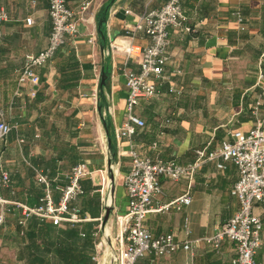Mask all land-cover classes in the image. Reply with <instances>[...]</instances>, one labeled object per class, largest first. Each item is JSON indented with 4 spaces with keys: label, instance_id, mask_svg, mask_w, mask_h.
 Here are the masks:
<instances>
[{
    "label": "crops",
    "instance_id": "obj_1",
    "mask_svg": "<svg viewBox=\"0 0 264 264\" xmlns=\"http://www.w3.org/2000/svg\"><path fill=\"white\" fill-rule=\"evenodd\" d=\"M65 2L74 12L77 31L33 67L39 78L31 95L30 83L17 77L25 54L46 44L47 1L0 0L7 13L0 24V107L11 124L0 138V170L8 174L7 184H0V264H65L55 248L63 236L60 229L68 224L35 215L24 224L17 222L19 205L36 203L43 191L35 170L45 174L56 200L70 166L86 163L87 173L79 179L83 191L69 201L81 217L74 225L92 231L94 264H116L121 239L115 215L126 207L123 175L129 157L124 150L129 142L141 156L186 163L195 148H213L231 140L230 130H246L253 100L259 98L264 109V0H181L185 20L168 30L158 93L138 98L134 112L144 123L135 127L130 141L116 132L126 94L122 68L137 70L138 64L109 43L125 32L133 14L159 7L164 0ZM90 31L93 39L88 42ZM131 40L143 45L147 38L138 31ZM215 162H200L191 179L157 176L161 192L143 224L152 235L170 231L178 240H195L152 261L150 254L140 257L138 264H229L234 242L223 237L214 246L203 238L237 207L232 190L236 166L226 160L218 168ZM184 190L189 203L179 209L156 207ZM252 211L264 219V202L255 201ZM254 256L260 257V249Z\"/></svg>",
    "mask_w": 264,
    "mask_h": 264
},
{
    "label": "built area",
    "instance_id": "obj_2",
    "mask_svg": "<svg viewBox=\"0 0 264 264\" xmlns=\"http://www.w3.org/2000/svg\"><path fill=\"white\" fill-rule=\"evenodd\" d=\"M46 1L50 22L46 44L34 53L25 54L24 64L17 77L20 83L24 81L30 83L31 95L34 94V85L38 83L39 78L33 67L49 59L65 37L77 31L74 12L66 5L65 0ZM86 5L87 2L82 3L80 10H85ZM124 12L130 13L128 9ZM6 19L7 13L0 6V24ZM24 20L28 24L31 22L29 17ZM184 20L181 0H164L159 7H145L140 13L133 14V21L125 32L114 37L109 43L111 47L120 48L126 56H133L138 64L137 70L122 68L126 94L122 119L116 132L117 135L126 137L128 141L135 127H140L144 123L134 112L138 98L158 93V85L167 60L168 30L182 26ZM138 31L147 38L143 45L131 40ZM92 39L93 32L90 31L86 40L91 42ZM259 103L257 98L249 104L252 123L246 130L237 128L230 130L231 140H221L213 148H195L194 158L186 163L141 156L129 142L128 148L124 150L129 157L128 169L123 175L126 207L123 212L115 215L121 239L116 264H138V258L149 254L151 255L149 261H152V257L168 254L178 247H189L190 242L195 239L178 240L170 231L152 235L143 224V219L153 208V198L161 192L157 179L159 174L171 180L191 179L196 166L206 159H215L218 168H222L226 160L236 166L238 176L233 182L232 190L237 197V207L211 235L203 238L211 241L214 246L218 245L223 237L233 241L235 253L229 264H264V219L252 211L255 201L264 202V109H260ZM2 113L0 107V138L11 128V124L3 119ZM86 173L84 161L72 164L66 175V182L58 187L59 194L56 200H53L47 177L39 170H35L36 180L44 185L43 191L37 202L32 205L17 203L20 206L17 222L24 224L29 216L35 215L40 219L49 220L52 224L64 222L74 225L81 217L74 206H69V201L82 193L79 179ZM7 182V172L0 170V184L6 185ZM189 201L190 195L184 190L156 207L161 210L179 209ZM3 203L0 197V224L3 221ZM257 249H260L259 258L254 256Z\"/></svg>",
    "mask_w": 264,
    "mask_h": 264
},
{
    "label": "trees",
    "instance_id": "obj_3",
    "mask_svg": "<svg viewBox=\"0 0 264 264\" xmlns=\"http://www.w3.org/2000/svg\"><path fill=\"white\" fill-rule=\"evenodd\" d=\"M60 231L63 236L57 239L55 248L58 258L64 260L65 264H94L91 252H89L92 250L93 243L91 230L82 229V227L78 230L76 225H67ZM80 235L82 236L81 240L76 238Z\"/></svg>",
    "mask_w": 264,
    "mask_h": 264
},
{
    "label": "rangeland",
    "instance_id": "obj_4",
    "mask_svg": "<svg viewBox=\"0 0 264 264\" xmlns=\"http://www.w3.org/2000/svg\"><path fill=\"white\" fill-rule=\"evenodd\" d=\"M100 246L102 247V245H100ZM98 247H99V245H98ZM99 253H100V249H99ZM99 253H98V254H99Z\"/></svg>",
    "mask_w": 264,
    "mask_h": 264
},
{
    "label": "water",
    "instance_id": "obj_5",
    "mask_svg": "<svg viewBox=\"0 0 264 264\" xmlns=\"http://www.w3.org/2000/svg\"><path fill=\"white\" fill-rule=\"evenodd\" d=\"M105 212H106L105 214H107V210ZM104 216H106V215H104Z\"/></svg>",
    "mask_w": 264,
    "mask_h": 264
}]
</instances>
